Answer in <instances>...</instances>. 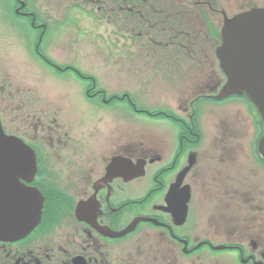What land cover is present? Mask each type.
<instances>
[{
  "label": "flooded vegetation",
  "instance_id": "obj_1",
  "mask_svg": "<svg viewBox=\"0 0 264 264\" xmlns=\"http://www.w3.org/2000/svg\"><path fill=\"white\" fill-rule=\"evenodd\" d=\"M182 1L194 3L197 21L204 25L210 22L216 30H219L221 23L215 21L214 16L219 15L222 21L224 16L222 4L205 9L203 0ZM162 2L160 3V0H0V27L9 29L11 27L18 33L25 53H30L29 48L34 38L37 39L36 53L41 50L58 51V49L71 53L78 49L80 22L104 21L113 29H115L114 24L118 23L121 43L126 44L128 37L138 39L143 37L140 33H136L135 23L142 24L144 17L151 16L158 28L161 25L164 28L167 23H174L176 19L178 21V18L182 21V17H185L184 12H178L172 0H162ZM48 10L53 11L52 14H48ZM130 22H133V25L129 26ZM176 34L171 33L174 38ZM146 35L147 43H152L151 47L155 49L157 44L163 42V39L159 40L162 35L153 32ZM164 36L169 35L165 33ZM187 37L185 45L181 46L179 40L178 46L182 51L176 59L180 63H174L181 64L185 68V79L181 80L183 81L181 86L187 85L190 80L188 74L194 70L193 84L196 86V92L191 89L186 91L184 94L189 98L184 101L186 103L179 105L176 113L168 111L164 114L165 120L173 128L181 130L176 134L171 156L165 143L164 152H159L164 158H161L163 156L158 152L150 154L147 149L128 143L109 142L108 144L107 142L108 146L95 150L86 149L77 138L75 140L78 143L70 146L72 136L65 134L61 137L57 133L61 128L57 125L60 108L56 107L57 117H51L49 121L47 117L54 106H44L40 99L32 100L34 105H31L33 102L11 104L10 116L12 117L13 114L14 121L21 125V128L24 127L20 130H15L12 126L6 127L5 113L0 108L4 131L10 136L21 138L37 151L39 170L30 186L37 188L44 198L41 221L29 235L13 242L0 241V264H128V260L132 259L139 262L138 264H223L221 257L227 259L226 264H264V218H258L259 223H256L255 218L261 213L264 214V193L256 194L255 189L246 193L234 189L233 203H241V213L248 211L247 222H236L233 229L235 231L243 229L245 230L243 234H238L236 237L234 231L227 232L226 240L230 241L227 244H215L210 237L198 241L188 236L192 235L193 231L190 209L194 201L192 190L203 191V179L211 170L208 163L210 161L219 163L217 155L207 160L202 158L203 161L200 159V165L189 168L184 175L181 188L189 187L190 195L187 222L176 226L172 222L171 215L164 211L167 188L189 166L192 146L196 149L202 147L201 141L192 142V138L195 137L194 125L200 123L201 118L199 113L196 115L192 110V98L205 102L203 104L205 109H209V106H218L212 95L224 81L213 58L218 41L211 40L210 45H207V52L201 56L200 45L195 47L198 53L193 51V45L187 44L190 40L189 36ZM40 38L42 41L37 48ZM207 42L209 43L208 39ZM43 43L44 47H41ZM208 51H211L212 57ZM169 64L172 65L171 62ZM50 65L57 73L67 70L65 72L72 75L69 78L72 81L70 85L75 83L79 85L80 79H89V77L81 78L79 72L70 66L69 62L65 64V68H59L52 62ZM90 90L91 88L86 89L84 94H78L85 101L91 102V94L87 93ZM79 96L71 95L70 100L76 101ZM2 104L3 100L0 97V106ZM27 106L29 108L26 110ZM38 128L41 129L39 133ZM55 134L61 139L52 146L50 143L44 145L39 142L41 140L48 143ZM212 149L217 148L211 147L210 151L213 153ZM220 150H223V147ZM253 153H255L254 149ZM195 154L197 162L198 151ZM116 158L129 161L132 167H140L139 165L144 163V176L131 181L113 176L108 178L107 168ZM205 161L207 162L203 164ZM257 164L264 170V166ZM124 170L126 165H121L120 171L124 173ZM221 171L217 174L219 184L220 187L228 188L224 191L227 193L229 189L235 187L236 182L233 178L225 179L222 174L224 172ZM250 176L255 179L253 174ZM93 197L96 203L94 201L90 222L84 219L83 212H77V208L79 203H87L90 199L93 200ZM228 203L224 204L222 211L228 210ZM138 219L157 220L161 225L156 227L148 222H139L122 236L112 238L113 233L125 230L130 223ZM246 224L248 226H245ZM209 228L211 232L215 231L211 225ZM148 235L150 242L147 241ZM217 246L225 247L219 252L213 251L212 247ZM202 254L209 256L202 257Z\"/></svg>",
  "mask_w": 264,
  "mask_h": 264
},
{
  "label": "rangeland",
  "instance_id": "obj_2",
  "mask_svg": "<svg viewBox=\"0 0 264 264\" xmlns=\"http://www.w3.org/2000/svg\"><path fill=\"white\" fill-rule=\"evenodd\" d=\"M203 1L205 2L203 6L205 9L218 7L222 4L224 8L222 11L232 16L243 11L244 4L249 0ZM261 1L263 0H251L255 3ZM160 3H163L162 0ZM166 4L169 5L168 2ZM172 4L178 12H184L185 17H182V21L178 18V21L176 19L174 23H167L164 28L162 25L158 28L156 21L151 16L149 18L148 16L144 17L142 24L135 23L136 33H140L143 37L124 48L114 49L110 47V43L115 42V36L107 30L108 27L104 21L98 26V33L93 30L94 24L92 22L84 21L82 26L86 28L85 30H91V33L87 34V37L91 36L90 41L88 38L82 37L80 46L83 47L80 48L79 52L69 53L67 50L63 52L62 49H58V51H52L54 53L52 56L59 63L75 61V65L81 74L94 79L97 87L104 90L107 96L126 93L132 97L137 106L146 110L152 111L159 108L176 113L177 107L171 106L173 105V94H179L185 98L186 94L184 93L189 88L193 89L195 85H191L195 77L194 70H192L188 74L190 80L186 83L187 85L181 86L183 82L181 80L185 79V68L181 64H176L180 63L176 56L181 55L182 51L178 46L179 40L181 46L185 45V40L189 36L190 40L187 44L190 43V45L195 46L196 43H199L200 55L203 56L207 52V45H210L214 38H209V43L203 39L207 36V28L202 22L197 21L194 3L172 0ZM52 12L47 11L48 14H52ZM58 17L57 15L56 18ZM214 18L215 21L221 23L219 15H215ZM131 24L133 25V22H130L129 26ZM152 32L156 35H162L159 40L163 39L161 44H155L156 49L151 47V42V44L147 43L146 34ZM173 32L177 33L175 38L171 35ZM165 33H168L169 36H164ZM66 40H69L68 37ZM20 45V37L13 28L0 27V97L3 100L0 108L5 113L6 127L12 126L15 130L24 129L14 121L15 116L13 114L12 117L10 116L12 113L10 106L13 102L25 104L40 99L44 106H54L47 117L49 121L51 117H57L56 107L60 108L57 125L61 128L57 133L61 137L65 134L71 135L70 146L78 143L75 140L78 138L80 144L84 145L86 149L98 150L100 147L106 146L107 142L108 144L109 142L128 143L147 149L152 154L153 152H164L165 143L169 147L168 154L171 156L177 133V129L173 128L171 124L158 120L148 121L143 117L125 116L123 112L117 109L114 111L106 108L96 110L91 106L93 104L85 101L83 97L71 101V95L79 96L78 88L70 87L71 82L68 80L63 82L55 80L53 78L54 72L51 71L54 73L53 75L49 74L51 73L50 70L41 69L26 53L18 51L19 49L16 48ZM196 51L198 53V50ZM208 53L212 57L211 51ZM2 76L8 78L9 84L3 80ZM66 76L59 75L56 77L65 78ZM34 104V102L31 103V105ZM246 104L244 101L233 100L228 101L225 105L223 103L218 106H209V109H205L203 104L196 105L199 116L203 120V123L200 120V123L196 124L197 133L201 135L200 141L202 142L201 149H197L198 166L201 163L200 159L205 158L207 160L209 157L217 155L222 162L221 165L224 166V168L221 167V173L224 172L222 173L223 177L227 180L233 178L236 182L235 187L225 193L224 191L228 188L220 187L217 175L220 169L216 165L218 164L220 167V161L219 163L218 161L208 163L211 170L203 179V191L192 190L194 201L190 209L193 215L191 223L193 231L192 235L188 236L198 241L210 237L215 244H227L230 243L226 240L225 234L227 232L234 231L236 237L245 232L243 229L233 230L236 222L244 223L247 222L246 219L248 218V211L241 213V203H233L235 201L234 189H240L244 193L255 189L256 194L264 193V170L257 164V159L253 153L254 141L259 128L256 125V114L250 111ZM119 105L121 104H117V106ZM28 108L29 106L26 107V110ZM213 108L215 109L212 110ZM40 130L38 128L37 132L39 133ZM27 133L29 134V131ZM59 136L53 135L52 140H49L48 143L37 139L44 145L50 143L52 146L53 143L61 139ZM211 147L218 150L212 149L214 150L212 153ZM221 147L223 150H220ZM252 174L255 176L254 180L250 176ZM223 185L227 184L223 183ZM227 202H229L227 204L228 210L222 211ZM259 215V217L255 216L256 223H259L258 218H264L263 213ZM231 222L233 223L230 225L226 224ZM210 225L215 231H210ZM147 241L150 242L149 235ZM144 247L147 248V245L144 244ZM205 256L208 257L209 255L204 254L202 257ZM220 260L226 264L227 259L225 257H221ZM127 263L138 264L139 262L132 259L128 260Z\"/></svg>",
  "mask_w": 264,
  "mask_h": 264
},
{
  "label": "water",
  "instance_id": "obj_3",
  "mask_svg": "<svg viewBox=\"0 0 264 264\" xmlns=\"http://www.w3.org/2000/svg\"><path fill=\"white\" fill-rule=\"evenodd\" d=\"M220 37L221 45L216 56L226 83L216 99L245 95L259 113L264 129V8L225 18ZM257 153L264 161V134L257 143ZM112 170H115L114 166ZM35 173L33 150L20 139L5 135L0 125V240L24 237L39 223L42 198L35 189L21 183L30 182V176ZM179 184L180 180L170 189L165 200V211L177 223L181 214L184 215L187 201V188L179 190ZM93 204L94 198L78 205L77 212H83L87 221L93 213Z\"/></svg>",
  "mask_w": 264,
  "mask_h": 264
},
{
  "label": "bare ground",
  "instance_id": "obj_4",
  "mask_svg": "<svg viewBox=\"0 0 264 264\" xmlns=\"http://www.w3.org/2000/svg\"><path fill=\"white\" fill-rule=\"evenodd\" d=\"M21 205L23 206V208L25 207V205H23L22 203ZM11 210H15V209H11ZM18 210H21V206H18Z\"/></svg>",
  "mask_w": 264,
  "mask_h": 264
}]
</instances>
